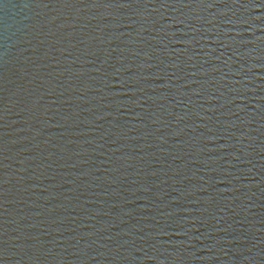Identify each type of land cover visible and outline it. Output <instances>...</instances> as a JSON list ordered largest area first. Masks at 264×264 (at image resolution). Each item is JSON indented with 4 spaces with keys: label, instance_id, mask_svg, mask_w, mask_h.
<instances>
[{
    "label": "water",
    "instance_id": "1",
    "mask_svg": "<svg viewBox=\"0 0 264 264\" xmlns=\"http://www.w3.org/2000/svg\"><path fill=\"white\" fill-rule=\"evenodd\" d=\"M0 264H264V0H0Z\"/></svg>",
    "mask_w": 264,
    "mask_h": 264
}]
</instances>
